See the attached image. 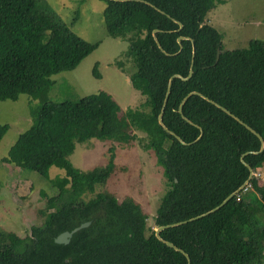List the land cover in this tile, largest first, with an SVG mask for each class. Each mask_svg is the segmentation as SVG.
Returning <instances> with one entry per match:
<instances>
[{
	"label": "trees",
	"instance_id": "obj_1",
	"mask_svg": "<svg viewBox=\"0 0 264 264\" xmlns=\"http://www.w3.org/2000/svg\"><path fill=\"white\" fill-rule=\"evenodd\" d=\"M106 3L103 12L108 34L135 29L130 42L135 69L132 86L144 100L137 108L120 113L112 96L100 90L78 101L54 102L47 97L54 84L51 75L75 68L99 46L71 32L45 0H0V101L28 94L39 100L31 108L32 124L11 146L4 162L38 174L56 189L41 191L43 221L27 236L0 230V264H188L185 253L158 238L146 224L147 213L126 197L118 201L105 186L115 169L114 147L103 167L81 171L69 157L76 144L92 139L111 142L145 134L162 170L165 195L155 210V225L187 219L222 203L250 177L241 155L257 151L261 140L248 127L197 91L221 104L264 137V39L252 38L248 46L224 49V34L205 23L208 12L225 0H141ZM160 8L163 12L153 7ZM182 28L178 30L179 24ZM164 51L157 46L153 30ZM181 40L179 50L177 37ZM188 80L173 77L163 112H158L171 74L188 73ZM220 51L219 59H217ZM176 53V54H175ZM96 72L97 64H96ZM0 123V141L9 130ZM203 130V135L196 140ZM195 141V142H194ZM244 162L263 168L264 151L246 154ZM64 176L49 178L51 168ZM251 191L238 193L207 216L166 227L164 239L189 253L191 264H264V186L257 178ZM67 244L54 239L84 222Z\"/></svg>",
	"mask_w": 264,
	"mask_h": 264
},
{
	"label": "rangeland",
	"instance_id": "obj_2",
	"mask_svg": "<svg viewBox=\"0 0 264 264\" xmlns=\"http://www.w3.org/2000/svg\"><path fill=\"white\" fill-rule=\"evenodd\" d=\"M45 2L71 32L92 43H99L75 68L51 75L55 82L47 97L54 102L78 101L103 90L117 102L121 114L128 108L139 107L144 96L132 86L129 78L135 69V57L129 45L137 31L132 28L117 36L108 34L103 17L106 3L100 0ZM204 22L224 34V49L246 47L252 38L264 39V0H225L208 12ZM38 103L39 100H34L28 94L20 95L18 100L0 101V123L10 125L0 141V230L22 237L29 235L32 225L43 221L39 210L44 207L46 199L41 196V191L47 195L56 193L49 181L38 174L3 160L19 135L31 126V108ZM133 132L137 137L130 141L92 139L87 143L78 142L69 159L77 169L91 171L107 163L108 149L114 147L113 174L105 186H96L94 193L85 197L89 199L107 191L119 202L126 197L132 198L147 213L148 231L156 226L153 215L161 205L166 186L145 134ZM56 176L63 177L64 170L51 168L49 178ZM256 178L264 186V163L260 176Z\"/></svg>",
	"mask_w": 264,
	"mask_h": 264
},
{
	"label": "water",
	"instance_id": "obj_3",
	"mask_svg": "<svg viewBox=\"0 0 264 264\" xmlns=\"http://www.w3.org/2000/svg\"><path fill=\"white\" fill-rule=\"evenodd\" d=\"M111 1H114V2L137 1V2H143V3L147 4V5H150L149 3L144 2V1H141V0H111ZM152 7H153V6H152ZM153 8H155V7H153ZM155 9H157L158 11L163 12V10H161L160 8H157V7H156ZM174 21H175L176 23L179 24V28H178V30H180V29L182 28V23H181L180 21H178V20H174ZM156 31H157V29H154L153 32H152L153 37H154V40H155L157 46L160 47L162 51H164V48L162 47L160 41H158V39H157V37H156ZM183 38H185V37H183V36H178L177 39H176L177 42H178V44H179V50L177 51V53L180 52L181 49H182L181 40H182ZM191 41H192V39H191ZM175 54H176V53H175ZM194 54H195V48H194V43H193V41H192V57H191V63H190V67H189L188 73H187L186 75H181L180 73H173V74L170 75L169 80H168V84H167V90H166L165 97H164V100H163V103H162V107H161L160 112H158V116H157V123L160 124V125L162 126V128H163L166 132H168V133L174 135L175 138H176L177 140L181 141V142L184 143V144H191V143H193V142H191V143H187V142H185L180 136H178L177 134H175L174 132H172L171 130H169V129L165 126V124L163 123V112H164L165 105H166V103H167L168 95H169V93H170L172 78H173V77H181V78H183V80H188V78L191 76V74H192V72H193V58H194ZM219 55H220V51L218 52L217 59H219ZM193 94H199V95L205 97L207 100H209L210 102L214 103L215 105H217L218 107H220L223 111H225L227 114L231 115V116H232L233 118H235L237 121H239L240 123H242L245 127H248L253 133L257 134L258 137H259L260 140H261V147H260V149L257 150V151H248V152H245V153H243V154L241 155V157H240V158H241V161H242V162L246 165V167H248L249 170H250V177H249L248 180H246V181L244 182V184H243V185H242L237 191H235V192H233L232 194H230V195H229V196H228V197H227L222 203H220V204H218L217 206L213 207L212 209H210V210H208V211H206V212H204V213H202V214L196 215V216H194V217L191 216V217H189V218H187V219H183V220H178V221L169 222V223H163V224H157V225L154 227V233H155V235H156L158 238L164 240L167 244H169L170 246L176 248L177 250H180V251H182V252L185 253V255H186V257L188 258V261H189L188 264H191V259H190L189 253H188L186 250H184L182 247L176 245L173 241L168 240V239H164V238L162 237V235H161V231H162L164 228H166V227H170V226L178 225V224H181V223L187 222L188 220H193V219H196V218H201V217H203V216H207V215L211 214L212 212L218 210L220 207H222L227 201H229L232 197H234L236 194H238L242 189H244L246 186H248V185L250 184V182L252 181V179L256 178L255 171L250 167V164L244 162V159H243L244 156H245L246 154H260V153H262V152L264 151V137H263L260 133H258L255 129H253V128H252L251 126H249L248 124H245L242 120H240L237 116H235L234 114H232L228 109H226L225 107H223L221 104L217 103L216 101L210 99V98L207 97V96H204V95H203L202 93H200V92H197V91H191V92H189L187 95H185V96L183 97V99L181 100V102H180V104H179V107H178V112L182 115V117H183L184 119H186V120L192 122L190 119H188L187 117H185V116L182 114V106H183V104L185 103V101L188 99V97L191 96V95H193ZM202 135H203V130H201V134H200V136H199L196 140L200 139ZM194 142H195V141H194ZM89 224H90V221H87V222H84V223H82L81 225L75 227V228H74L73 230H71V231H64V232L60 233L59 235H57V237L54 239V241H55L56 243H59V244H67V243L69 242L70 238L73 237V235H74L77 231L81 230L82 228L87 227Z\"/></svg>",
	"mask_w": 264,
	"mask_h": 264
},
{
	"label": "built area",
	"instance_id": "obj_4",
	"mask_svg": "<svg viewBox=\"0 0 264 264\" xmlns=\"http://www.w3.org/2000/svg\"><path fill=\"white\" fill-rule=\"evenodd\" d=\"M260 171H261V168H258L256 171H255V175L258 177L260 176ZM251 191V186L250 184L248 186H246L244 189H242L239 193L241 194H245L246 192H249Z\"/></svg>",
	"mask_w": 264,
	"mask_h": 264
}]
</instances>
